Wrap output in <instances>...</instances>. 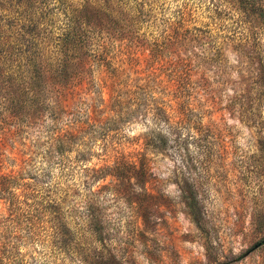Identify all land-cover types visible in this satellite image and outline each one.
<instances>
[{
	"label": "rangeland",
	"instance_id": "obj_1",
	"mask_svg": "<svg viewBox=\"0 0 264 264\" xmlns=\"http://www.w3.org/2000/svg\"><path fill=\"white\" fill-rule=\"evenodd\" d=\"M101 6L106 33L69 52L87 61L68 68L88 73L65 88L60 111L0 129L4 171L32 184L37 208L61 203L67 235L54 237L43 210H32L34 233L11 225L0 201V264H264V0H0V67L37 54L56 69L70 16L94 23ZM178 14L183 38L162 41ZM102 43L111 67L96 62ZM155 53L191 60L189 91L174 101L191 110L177 136L193 139L180 146L149 112ZM107 70L119 97L101 87ZM118 160L143 163L144 175L93 181L92 169Z\"/></svg>",
	"mask_w": 264,
	"mask_h": 264
},
{
	"label": "trees",
	"instance_id": "obj_2",
	"mask_svg": "<svg viewBox=\"0 0 264 264\" xmlns=\"http://www.w3.org/2000/svg\"><path fill=\"white\" fill-rule=\"evenodd\" d=\"M241 5L242 0H236ZM98 13L99 20L90 23L83 19L82 23L79 19L69 18L68 23L62 33V37L58 40L59 50L53 54L56 63V69H44L42 65V57L37 54L27 55L25 57L26 67H7L6 70L0 67V129L5 126L19 127L24 125L25 121L35 118L34 113L44 107H49L55 115L59 112L63 99L65 97L67 86L73 81L81 84L88 71H76L68 67H77L73 65L74 60H78V67H84L87 57L76 58L69 53L74 51V48L81 46L85 41L90 40V35L93 29H97L96 36L101 40L103 37L100 34L106 33V14H110L107 6H101ZM245 9V8H244ZM255 11V10H253ZM102 14V18L99 15ZM185 19L183 14L175 16L174 20L168 21V29L166 36L162 39L172 40L178 43L183 37L182 33L186 30ZM179 24L177 27L176 25ZM84 26L83 31L87 35L82 37L80 32L81 26ZM175 27L177 31H175ZM126 29V27H124ZM124 28L117 27L116 32L120 33L119 39L122 41L124 35H121ZM100 33V34H99ZM117 40V39H116ZM157 46V45H156ZM166 44H164V47ZM82 47V46H81ZM106 46L104 43L97 46L96 62L100 67H111L110 57L106 54ZM152 64L149 75L147 77V84L144 88V93L147 96L149 103V112L152 116L169 129V134L174 135L177 139L171 140L175 146H180V141L192 140V137L183 139L177 136L175 131L186 127L187 116L190 115L191 110H183L180 103L174 100H179L181 95L184 96L186 91H189L190 85L187 83L189 78L191 60L181 58L179 56H168L160 53L151 55L149 59ZM110 70L103 72L104 78L99 79L101 87L108 89L109 95L114 93L119 97V91L116 90L114 84L115 74L110 73ZM74 83V82H72ZM71 83V85H72ZM70 85V86H71ZM50 93V94H49ZM51 95V100L47 99ZM179 96V97H178ZM52 101V103H50ZM171 102L176 103V106ZM176 107V108H175ZM175 108V109H174ZM66 110L62 113H65ZM2 115V116H1ZM179 126V127H177ZM183 126V127H182ZM77 128L76 125H71L70 130ZM3 135V134H2ZM154 144H159L161 147L168 145V140L165 136L158 134L155 136ZM57 147L63 148L67 142L57 139ZM3 162L0 159V201L6 207L8 212L7 218L11 225L22 226L26 225L31 233L36 230L37 216L35 213H40L41 210L50 216V221L53 228V234L56 238H63L67 235V228L64 222L60 219L61 203L49 199L44 201L41 208H37V200L34 199L29 183H23L17 176L18 171L15 169H7L4 171ZM145 167L143 163L137 164L131 161L118 160L112 166H104L98 170H91L93 181L100 180L106 177H112L117 180L137 178L144 175ZM13 185H15L13 187ZM36 208V209H35ZM6 232V231H4ZM3 246L0 243V254ZM13 247H11V250ZM10 250V251H11ZM9 251V252H10Z\"/></svg>",
	"mask_w": 264,
	"mask_h": 264
}]
</instances>
